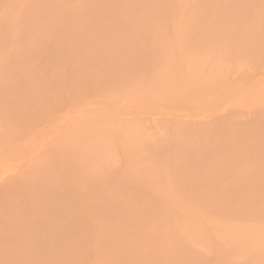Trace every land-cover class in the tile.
<instances>
[{"label":"bare ground","instance_id":"1","mask_svg":"<svg viewBox=\"0 0 264 264\" xmlns=\"http://www.w3.org/2000/svg\"><path fill=\"white\" fill-rule=\"evenodd\" d=\"M0 264H264V0H0Z\"/></svg>","mask_w":264,"mask_h":264}]
</instances>
